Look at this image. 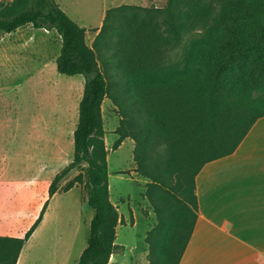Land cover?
Segmentation results:
<instances>
[{
	"label": "trees",
	"instance_id": "1",
	"mask_svg": "<svg viewBox=\"0 0 264 264\" xmlns=\"http://www.w3.org/2000/svg\"><path fill=\"white\" fill-rule=\"evenodd\" d=\"M25 25L56 32V71L84 78L73 157L48 187L49 199L70 171L84 167L86 205L93 215L76 264H108L122 247L115 243L119 216L109 198L103 141L101 106L107 96L120 118L113 148L131 139L135 172L147 180L144 196L156 219L145 236L148 264H179L197 219L196 175L232 154L264 117V0L108 8L91 46L86 30L55 0L0 3V32ZM48 199L22 237L0 236V264H16Z\"/></svg>",
	"mask_w": 264,
	"mask_h": 264
},
{
	"label": "rangeland",
	"instance_id": "2",
	"mask_svg": "<svg viewBox=\"0 0 264 264\" xmlns=\"http://www.w3.org/2000/svg\"><path fill=\"white\" fill-rule=\"evenodd\" d=\"M9 1L0 0V3ZM55 1L86 30L88 46L101 28L108 8L121 5L162 8L166 3V0ZM31 31L37 39L48 34L32 27ZM18 33L25 34L26 30ZM198 34L199 30L192 31L187 39ZM50 65L52 69L48 73H36L15 84L0 81V178L6 176L9 185L4 200L10 203L19 195L23 199L26 185L27 213L31 212L32 203L43 195L42 208L48 199L52 179L73 157V132L78 122L84 78L82 75L59 74L55 61H50ZM112 67L116 68L114 64ZM101 111L109 198L119 216L115 243L122 246L111 255L108 264H148L145 236L156 219L144 196L147 180L135 172L134 142L131 139L126 138L117 149L113 148L118 139L115 130L120 118L110 96L104 98ZM70 182H73L72 187L66 191ZM34 183L39 184L41 191L40 188L30 191L29 185ZM58 188L59 194L52 202L46 223L34 241L36 250L33 256L41 260L40 264L52 263L67 253L76 257L87 245L93 210L86 205L88 187L84 167L70 171ZM39 212L35 216L28 215V223L31 222L27 228ZM23 220V216L17 218L16 226H21Z\"/></svg>",
	"mask_w": 264,
	"mask_h": 264
},
{
	"label": "crops",
	"instance_id": "3",
	"mask_svg": "<svg viewBox=\"0 0 264 264\" xmlns=\"http://www.w3.org/2000/svg\"><path fill=\"white\" fill-rule=\"evenodd\" d=\"M31 27L0 32V81L15 84L33 74L51 71L50 61H55L61 48L60 37L48 31L37 39ZM24 29L26 33L20 35L18 32ZM6 180V176L0 178V235L22 237L31 222L28 215L35 216L41 210L43 195L27 213L26 185L24 198L19 195L9 203L4 200L9 186ZM38 185H29L30 191H41ZM195 193L197 219L179 264H264V117L256 120L232 154L202 167L195 177ZM58 194L49 198L43 219L24 243L16 264H40L41 260L33 256L34 241ZM21 216L23 223L16 226L15 220ZM81 252L76 257L67 253L49 264H76Z\"/></svg>",
	"mask_w": 264,
	"mask_h": 264
},
{
	"label": "built area",
	"instance_id": "4",
	"mask_svg": "<svg viewBox=\"0 0 264 264\" xmlns=\"http://www.w3.org/2000/svg\"><path fill=\"white\" fill-rule=\"evenodd\" d=\"M45 30V29H44ZM45 32H48V30H45Z\"/></svg>",
	"mask_w": 264,
	"mask_h": 264
}]
</instances>
